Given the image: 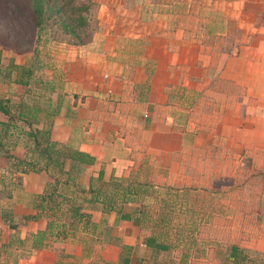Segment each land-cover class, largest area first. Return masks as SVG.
<instances>
[{
    "label": "crops",
    "instance_id": "0c3cea01",
    "mask_svg": "<svg viewBox=\"0 0 264 264\" xmlns=\"http://www.w3.org/2000/svg\"><path fill=\"white\" fill-rule=\"evenodd\" d=\"M92 2L101 36L66 77L45 70L52 95L8 99L32 126L0 114V134L28 141L5 146L15 160L0 154V264H264V0ZM31 132L70 155L62 175L20 171ZM193 151L236 159L244 191L181 189L175 206ZM179 210L191 217L176 223Z\"/></svg>",
    "mask_w": 264,
    "mask_h": 264
},
{
    "label": "rangeland",
    "instance_id": "374dc122",
    "mask_svg": "<svg viewBox=\"0 0 264 264\" xmlns=\"http://www.w3.org/2000/svg\"><path fill=\"white\" fill-rule=\"evenodd\" d=\"M35 7L42 17L41 26L35 24ZM98 7L92 0H0V100L6 101L12 95L24 96L25 99L33 96V99L38 97L44 103L45 97L52 95L51 87L45 83L48 78L45 70L51 72L53 66L62 68L66 77V74L70 73L68 63H72L83 53H79L78 48H85L89 42L101 36ZM28 82L35 86L29 93L24 87H17V84L22 86ZM14 127L7 129L10 132L3 131L1 140L7 145L17 138L19 147L25 150L28 142L25 134H21L22 137L12 135ZM180 162L181 176L173 187H170V190L174 191V198L169 200L174 202L175 206L176 202L184 200L183 197H177L181 189L214 190L221 185L228 188L230 184L242 191L245 189V173L240 172V166L236 163L238 161L234 158L224 157L223 154L193 151L181 158ZM4 168L0 166V182L2 181L3 185L6 183V179L2 178L6 176ZM49 169L57 175H62L60 167L55 163H51ZM224 169L231 170V175L234 169L238 170L232 177L224 175L227 177L225 180H230L223 181L219 173H223ZM257 186L260 187V182ZM140 190L141 193L146 191L144 187ZM163 208L165 210V207ZM164 214L166 215V211L160 216L166 217ZM189 216L191 217V214L184 215L179 210L171 219L181 223L182 218ZM59 218H62V215L59 214Z\"/></svg>",
    "mask_w": 264,
    "mask_h": 264
},
{
    "label": "trees",
    "instance_id": "16d2710c",
    "mask_svg": "<svg viewBox=\"0 0 264 264\" xmlns=\"http://www.w3.org/2000/svg\"><path fill=\"white\" fill-rule=\"evenodd\" d=\"M36 14V25L41 26L42 24V17L40 13L37 11V7L34 8ZM80 22L82 24V20L80 19ZM10 100L1 101L0 100V112L6 116L9 117L12 121L14 120H20L23 123L27 124L28 127L32 126L31 117L24 116V103L22 101H19L17 103H10ZM26 117V118H25ZM33 118V117H32ZM8 127V126H6ZM15 128V127H14ZM8 129V128H7ZM29 137H32L33 143H34V149H33V155L35 156L33 161H22L20 160V171L26 172L28 170H41V169H47L48 165L51 163H55L56 165L60 166V164H63V161L66 158H70L69 154L64 155L62 148L58 147V144L48 140L47 136L43 134H37V133H29ZM2 136L0 134V154L5 155L8 159H14L13 156L9 153V151L5 148V143L1 140ZM73 159L85 161L84 155L80 152H75L73 154ZM44 162V167L40 166L39 163ZM56 190L53 189L52 192H50L47 195H42L41 201H47L48 204L52 206H55L57 204V196L55 195ZM72 214L74 217H86L83 213L80 212L79 208H73ZM51 227V225H50ZM63 231V230H61Z\"/></svg>",
    "mask_w": 264,
    "mask_h": 264
}]
</instances>
